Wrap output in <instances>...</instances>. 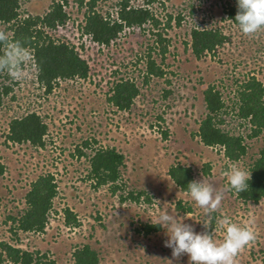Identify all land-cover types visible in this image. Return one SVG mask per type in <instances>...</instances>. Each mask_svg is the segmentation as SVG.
<instances>
[{
  "label": "rangeland",
  "instance_id": "obj_1",
  "mask_svg": "<svg viewBox=\"0 0 264 264\" xmlns=\"http://www.w3.org/2000/svg\"><path fill=\"white\" fill-rule=\"evenodd\" d=\"M67 1L72 18L64 26L46 28L45 32L56 41L75 46L89 63V78L55 81L52 92L45 93L37 86L33 60L25 68L27 78L23 81L16 83L5 76L0 78V82L13 85L0 108V160L7 166L5 173L0 174V240L48 252L54 264H74L71 254L76 244L78 247L85 242L99 250V264H189L188 255L176 259L172 249L164 245L167 236L163 228L149 235L138 232L137 228L143 222L152 223L151 219L166 210L192 224L198 233L205 231L203 221H207L209 234L214 233L213 238L221 241L225 233L216 220L227 215L238 224L254 221L251 226L256 233V239L238 254L234 264H264V198L259 202L238 198L234 189L227 188L224 176L228 170L224 169L225 164L234 162H227L220 152L194 135L207 112L206 87L215 85L231 104L236 88L244 80L255 75L264 82V30L246 36L227 19L224 8L235 0H156L151 7L162 24L169 14L173 15L172 27L164 34L171 41L163 64L156 55L165 75L152 76L145 83L147 52L154 39L149 29L125 28L115 43L103 49L82 34L80 25L84 24L87 7L80 9L77 0ZM118 1L98 0L96 9L117 17ZM51 2L21 0L20 17L42 13ZM142 2L136 1L135 5ZM192 7L193 16L189 13ZM179 14L183 16L180 25L176 22ZM197 25L220 27L230 40L216 53L197 58L190 44H186L191 39V28ZM0 30L9 36L12 34L2 22ZM120 78H133L141 89L127 112H121L107 100L109 88ZM166 89L171 90L167 96ZM31 110L39 112L49 125L47 146L42 151L26 143L11 144L6 137L11 118ZM225 118L223 126L238 133L247 132V125L240 124L232 113ZM163 129L168 130L167 138L163 137ZM86 140L90 146L84 150L89 153L92 149L114 148L124 154L126 168L121 182L125 189L113 193L108 185L95 187L94 180L88 179L87 156L71 155L78 154V145L82 146ZM246 142L248 154L235 162L245 170L254 152L264 144V132L247 138ZM207 162H211L208 174L203 170ZM175 163L191 166L196 178L205 177L214 186L225 189L213 225L214 214L205 216L188 192L181 191L169 176L168 169ZM42 172H52L59 189L46 229L41 233L15 235L10 229L12 221L6 220L9 215L25 210L26 192ZM131 189L146 192L141 202L120 201L121 191ZM179 201L193 210L180 209ZM66 206L77 213L81 225L73 228L65 224L63 208Z\"/></svg>",
  "mask_w": 264,
  "mask_h": 264
},
{
  "label": "trees",
  "instance_id": "obj_2",
  "mask_svg": "<svg viewBox=\"0 0 264 264\" xmlns=\"http://www.w3.org/2000/svg\"><path fill=\"white\" fill-rule=\"evenodd\" d=\"M77 1L80 9L84 6L87 7L84 11V24L80 25L82 34L89 36L93 42L109 45L120 36L126 27H139L144 31L149 29L154 39L147 52L144 82L147 83L152 76L163 77L165 75V70L156 58L160 56L162 64L166 60L171 38L164 34L172 27L173 15L169 14L162 24L163 21L151 7L156 0H119L116 7L117 17L114 18L110 12L105 15L96 9L98 0ZM136 1L143 2L140 5H135ZM237 4L238 0H235L224 9L227 12V19L238 26L235 22L238 11ZM20 7L21 0H0V22L5 23L7 29L11 30L12 34L9 36L11 39L20 40L29 48L37 69V86L43 88L45 93H50L54 88L55 81L76 77L86 78L90 71L89 63L76 50L75 46L67 42L56 41L45 32L46 28L57 29L72 18L70 11L67 10L68 1L52 0L42 13L28 14L23 18L20 17ZM194 12V7L190 8V15L193 16ZM182 19L183 16L179 14L176 20L177 24L180 25ZM190 37V41L186 44H190V49L197 58H201L207 53H216L220 46L230 40V37L220 27L206 28L198 25L191 28ZM2 76H5V79H12L7 73L6 75L0 73V78ZM12 89L13 85L7 84L5 81L0 82V108L4 106L5 99ZM109 91L108 102L118 109L125 110L132 107L141 89L133 78H120L113 83ZM170 93L171 90L166 89L164 95L167 96ZM204 102L207 112L201 119L199 128L194 135H198L206 146L220 152L227 162L235 163L243 160L249 152V144L246 139L258 137L264 132V82L255 75L250 76L238 85L235 99L231 104L226 102L221 90L215 85H209L204 89ZM231 113L241 121L240 124L247 125L245 134L223 126L226 124L225 115ZM159 117L162 119V116ZM48 131L49 125L44 118L39 112L31 110L24 115L11 118L6 137L11 144L24 145L26 143L42 151L47 146ZM162 134L167 138L168 130L163 129ZM89 145L88 140L84 142V147ZM79 146L77 147L78 155L87 156L89 159L88 179H95V187L108 185L113 193L121 188L125 189L121 182L122 171L126 168L124 154L117 152L114 148L98 149L94 154H89ZM71 155L77 156L75 152H72ZM6 168V163L0 160V174H4ZM210 168L211 162H207L203 170L208 174ZM224 169H228V163L225 164ZM246 170L250 174L247 190L243 192L234 190V193L243 201L259 202L264 198V144L254 152ZM168 174L183 192H188L187 186L190 181L199 180L196 178L193 168L182 163L171 165ZM125 193L124 190L121 191L120 201L141 202V198L146 192L131 189ZM58 194V182L55 175L52 172L39 174L26 192L27 207L25 210L16 215H9L6 220V222L12 221L11 231L15 235L20 232L24 234L44 232L49 220V213L55 207L54 201ZM177 205L184 211L191 212L193 210L192 206H186L182 204V201H179ZM63 214L66 225L73 228L81 225L77 213L69 206L63 208ZM213 214L212 225L216 213ZM160 229L161 227L158 225L143 222L137 231L149 235ZM71 255L74 264L100 263L99 250L90 242H85L78 247L76 244ZM3 262L54 264L55 260L50 257L48 252L24 248L9 240H0V264Z\"/></svg>",
  "mask_w": 264,
  "mask_h": 264
},
{
  "label": "clouds",
  "instance_id": "obj_3",
  "mask_svg": "<svg viewBox=\"0 0 264 264\" xmlns=\"http://www.w3.org/2000/svg\"><path fill=\"white\" fill-rule=\"evenodd\" d=\"M237 7L235 22L244 35L251 36L264 30V0H238ZM31 61L29 48L20 40L11 39L4 30H0V73L6 72L14 81H23L27 78L25 68ZM89 76L90 74L86 78H76L87 79ZM84 142L81 148H84ZM92 150L88 153L94 154L95 150ZM224 176L228 181V189H234L236 192L247 190L250 174L239 163L230 164ZM93 180L95 184V179ZM187 191L207 217H211L220 209L225 196V189L214 186L212 180L205 177L202 180L190 181ZM151 222L165 230L167 239L164 245L172 249V256L179 259L188 255L189 264H234L238 254L256 239V233L251 226L254 221L238 224L227 215L216 220L225 233L221 241L213 238L214 233L209 234L207 229L210 224L207 221H203L205 231L199 233L192 224L185 223L166 210L160 211Z\"/></svg>",
  "mask_w": 264,
  "mask_h": 264
},
{
  "label": "built area",
  "instance_id": "obj_4",
  "mask_svg": "<svg viewBox=\"0 0 264 264\" xmlns=\"http://www.w3.org/2000/svg\"><path fill=\"white\" fill-rule=\"evenodd\" d=\"M63 26H64V25H63ZM59 27H61V26H59ZM59 27H58V28H59ZM126 28H128V27H126ZM124 30H125V29H124ZM121 33H122V32H121ZM118 38H119V37H118ZM118 38H117V39H118ZM117 39H116L114 42H112L111 44H109V45H106V44H99V43H96V42H94V43H96L97 45H99L101 48L105 49L106 46H111L113 43H115V42L117 41ZM91 41H92V40H91ZM81 56H82V55H81ZM82 57H83V56H82ZM33 64H35V63H33ZM88 78H89V77H88ZM126 110H127V109L122 110V111H126ZM120 111H121V109H120ZM122 111H121V112H122ZM126 112H127V111H126ZM10 264H11V263H10Z\"/></svg>",
  "mask_w": 264,
  "mask_h": 264
}]
</instances>
